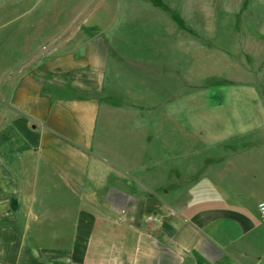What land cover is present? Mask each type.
I'll use <instances>...</instances> for the list:
<instances>
[{
  "label": "crops",
  "instance_id": "obj_1",
  "mask_svg": "<svg viewBox=\"0 0 264 264\" xmlns=\"http://www.w3.org/2000/svg\"><path fill=\"white\" fill-rule=\"evenodd\" d=\"M26 55L0 67V264H264V125L210 123L188 150L189 122L148 134L106 104V35Z\"/></svg>",
  "mask_w": 264,
  "mask_h": 264
},
{
  "label": "rangeland",
  "instance_id": "obj_2",
  "mask_svg": "<svg viewBox=\"0 0 264 264\" xmlns=\"http://www.w3.org/2000/svg\"><path fill=\"white\" fill-rule=\"evenodd\" d=\"M95 35L113 44L106 104L139 130L173 116L198 151L210 123L264 125V0H0V67L24 50L34 70Z\"/></svg>",
  "mask_w": 264,
  "mask_h": 264
},
{
  "label": "built area",
  "instance_id": "obj_3",
  "mask_svg": "<svg viewBox=\"0 0 264 264\" xmlns=\"http://www.w3.org/2000/svg\"><path fill=\"white\" fill-rule=\"evenodd\" d=\"M259 213H260V217L264 226V199L259 203ZM155 220L153 215H148L145 218L146 223H150L153 222Z\"/></svg>",
  "mask_w": 264,
  "mask_h": 264
}]
</instances>
